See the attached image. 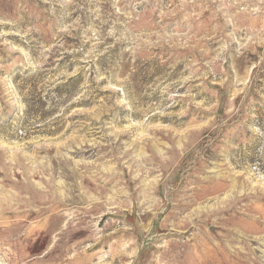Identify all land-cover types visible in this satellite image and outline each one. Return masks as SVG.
<instances>
[{"label": "rangeland", "instance_id": "374dc122", "mask_svg": "<svg viewBox=\"0 0 264 264\" xmlns=\"http://www.w3.org/2000/svg\"><path fill=\"white\" fill-rule=\"evenodd\" d=\"M0 264H264V0H0Z\"/></svg>", "mask_w": 264, "mask_h": 264}]
</instances>
